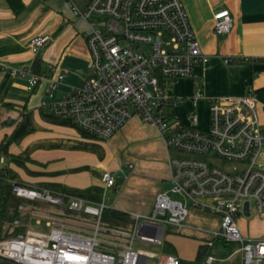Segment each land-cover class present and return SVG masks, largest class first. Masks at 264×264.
<instances>
[{"label":"built area","instance_id":"obj_1","mask_svg":"<svg viewBox=\"0 0 264 264\" xmlns=\"http://www.w3.org/2000/svg\"><path fill=\"white\" fill-rule=\"evenodd\" d=\"M79 14L89 25L84 37L92 77L71 88L49 106L50 110L102 139L110 138L129 118L136 117L157 129L167 151L185 155L167 156L169 190L156 194L149 215L133 214L126 226L104 223L102 205L79 199L63 202L44 190L12 183L11 191L19 198L65 206L92 217L93 222L88 233H81L65 230L59 216H49L45 220L48 231L40 233L26 228L15 232L22 225L14 219L4 230L8 236L0 238V259L18 264H180L175 254H155L133 244L162 247L163 225L179 226L189 207L218 218L211 238L201 242L197 264H214L207 250L217 239L240 244V264H264V239L244 238L236 224L245 202L249 213L253 210L264 215V128L258 122L253 95L206 97L194 82L188 124L181 125L172 116L171 107L183 98L166 96L165 90L174 79L190 77L193 66L206 61L181 1L89 0ZM92 15L102 19L90 20ZM212 20L214 34L229 31L231 20L226 9L215 11ZM48 40L47 35L35 36L28 47L35 53ZM0 71L25 78L27 91L46 79L48 96L64 77L51 66L35 73L30 68L0 64ZM199 99L207 104L208 126L204 131L194 128ZM207 153L234 165L220 168L197 157ZM100 182L114 185L113 173L102 172Z\"/></svg>","mask_w":264,"mask_h":264},{"label":"crops","instance_id":"obj_2","mask_svg":"<svg viewBox=\"0 0 264 264\" xmlns=\"http://www.w3.org/2000/svg\"><path fill=\"white\" fill-rule=\"evenodd\" d=\"M180 1L206 61L193 66L190 77L174 79L165 90L166 96L183 98L172 105V116L179 122L187 121L186 115L192 109L189 96L197 82L206 97H237L250 92L255 98L258 122L264 128V0ZM88 2L0 0V64L32 70L37 59L40 66L35 73L45 72L49 66L64 73L62 81L48 96L46 79L27 91L25 78L0 71V142L7 141L0 165L5 169L8 183L44 190L65 202L79 199L102 205L124 212L130 218L133 214L147 216L156 194L170 188L168 154L157 129L131 117L110 138L102 139L49 108L71 88L92 77L84 37L89 25L79 14ZM219 9H226L231 20L229 31L222 35L212 31V14ZM40 35H47L49 40L33 53L28 42ZM206 106L204 99L197 100L194 128L199 131L208 126ZM105 171L113 173L114 185L100 182ZM21 207V213L27 212L26 218L19 219L23 229H28L31 219L37 223L44 220L45 224L49 216L57 215L63 222L62 218L71 214L75 218L85 215L73 211L66 215L62 209L65 206ZM42 209L51 215L37 216ZM249 216L250 213L239 217ZM215 217L212 230L198 237L197 246L216 230L218 218ZM242 223L244 235L238 230L243 237L264 239V215L254 213L253 218ZM165 225L170 227L166 231L163 225V239L167 233L188 236L182 232L181 223ZM8 226L9 223L0 226V236ZM162 250L175 254L165 240Z\"/></svg>","mask_w":264,"mask_h":264},{"label":"rangeland","instance_id":"obj_3","mask_svg":"<svg viewBox=\"0 0 264 264\" xmlns=\"http://www.w3.org/2000/svg\"><path fill=\"white\" fill-rule=\"evenodd\" d=\"M90 20H99L102 19L101 16L92 15L89 18ZM201 118V117H199ZM187 121L185 120V123L180 122L181 125H187ZM167 154L169 157L177 158L180 156H184V153L176 152L172 149H169L167 151ZM199 158H203L205 160H208L215 164L216 166L220 168H228L232 165H234L233 162H227L222 160L219 157H216L212 153L204 154L203 156H197ZM170 187V186H169ZM169 195L172 198H177L176 195L169 193ZM191 208L186 207L185 209V215L183 216L181 220V225L183 226L182 232L185 235H176L167 233L163 240H165L170 246L171 249L174 251L175 254H177L180 262L187 263V264H195L198 262L197 257L199 253V246H197L199 242L201 234H204V231L212 230V224L214 223L216 219V215L209 213V212H202V211H193ZM253 210L250 212V216L246 218L238 217L236 220V224L241 232L243 234V226L242 220H245L248 222L251 218L254 216ZM48 216L51 215L48 213V210L42 209L39 210L37 213V216ZM68 218H62L64 229L67 231H74V232H81V233H88L87 228L89 224H91L93 219L89 216L80 215L78 218H75L74 216L69 215ZM181 226V227H182ZM169 225H164V229L166 231H169ZM27 228L30 231L34 232H40V233H46L48 231V228L44 224V220H40V223H37L34 221V219L29 220V223L27 224ZM245 228L248 229V224L246 223ZM242 230V231H241ZM22 231V230H21ZM165 231V232H166ZM17 232V231H15ZM15 232L12 234L14 235ZM5 236H8L5 235ZM0 237H4L2 235ZM102 238L101 235L98 236ZM246 238V237H244ZM134 247L141 248L145 251H149L155 254H159L163 252L161 246H156L152 244H140L138 242H135ZM239 243H232V244H224L220 240H215L211 247L208 248L207 254L211 256L214 259V264H240L241 260V253L239 252ZM147 262H153L152 260L148 259Z\"/></svg>","mask_w":264,"mask_h":264},{"label":"trees","instance_id":"obj_4","mask_svg":"<svg viewBox=\"0 0 264 264\" xmlns=\"http://www.w3.org/2000/svg\"><path fill=\"white\" fill-rule=\"evenodd\" d=\"M39 66L40 63L36 59L32 65V71L39 72ZM6 147H7V141L2 140L0 142V156H4L6 154ZM11 186L12 183H8L6 180V172L4 167L0 165V226H2L5 223H10L14 219L23 220V218L27 217L26 214L27 212L21 213L20 210H18V206H32V207L37 205L44 206V203L37 201H30L15 196L11 191ZM62 200L63 202H65L64 199ZM62 209H64L66 215L71 214V211L67 210L65 207H62ZM101 220L110 226H126L132 221V219L126 213L114 209H109L106 207H104L101 211ZM21 230H23L22 226L15 228V231H21ZM2 235L5 236L6 234L3 233ZM202 248H203L202 246L199 247V253H198L199 255L201 253ZM0 264H18V263L5 259H0Z\"/></svg>","mask_w":264,"mask_h":264},{"label":"water","instance_id":"obj_5","mask_svg":"<svg viewBox=\"0 0 264 264\" xmlns=\"http://www.w3.org/2000/svg\"><path fill=\"white\" fill-rule=\"evenodd\" d=\"M243 216H248L249 212H248V207H247V202H245L243 204V210H242Z\"/></svg>","mask_w":264,"mask_h":264}]
</instances>
